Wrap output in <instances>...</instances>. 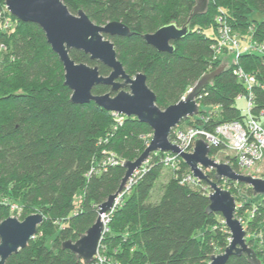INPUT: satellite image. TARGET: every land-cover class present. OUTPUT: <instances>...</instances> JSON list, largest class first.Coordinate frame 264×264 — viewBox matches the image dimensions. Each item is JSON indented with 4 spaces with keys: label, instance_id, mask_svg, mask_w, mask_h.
Returning <instances> with one entry per match:
<instances>
[{
    "label": "trees",
    "instance_id": "1",
    "mask_svg": "<svg viewBox=\"0 0 264 264\" xmlns=\"http://www.w3.org/2000/svg\"><path fill=\"white\" fill-rule=\"evenodd\" d=\"M4 1L0 0V222L10 217L12 205L19 208L14 215L22 221L33 214L43 217L27 247L5 264H85L62 245L76 242L95 223L99 206L121 185L126 172L122 165L140 157L152 130L135 118L118 124L112 112L94 103L72 104L63 66L43 31L19 22L7 12ZM63 2L72 14L82 10L96 25L119 21L131 30L129 38H105L114 44L126 74L146 76L161 110L178 103L202 76L218 70L222 55L217 51L215 17L221 16L231 32L240 33L235 37L240 55L202 90L199 114L182 121L179 128L213 133L220 124L243 122L247 114L237 108V102L249 93L250 115L264 122V57L241 43H264V0H209L207 11L192 18L188 36L173 43L172 54L158 53L143 36L170 23L182 27L195 0ZM70 57L97 66L102 76L110 74L82 52L71 51ZM238 68L254 78L251 89L233 73ZM107 93L115 95L107 86L92 90L95 96ZM224 151L227 146L221 143L209 157ZM166 154L171 153L151 154L108 212L107 231L98 248L105 264H208L229 244L223 218L207 213L208 184L187 181L193 174L180 158L178 170L169 169L171 177L162 185L159 198L152 199L166 168ZM226 162L243 175L234 157ZM206 174L215 182L213 171ZM224 184L222 189L230 192L236 206L241 205L235 218L245 220L248 246L264 264V197L256 200L245 184ZM227 264L250 263L242 255L231 257Z\"/></svg>",
    "mask_w": 264,
    "mask_h": 264
},
{
    "label": "water",
    "instance_id": "2",
    "mask_svg": "<svg viewBox=\"0 0 264 264\" xmlns=\"http://www.w3.org/2000/svg\"><path fill=\"white\" fill-rule=\"evenodd\" d=\"M4 5L7 12L19 22L37 25L43 31L46 43L63 66L64 86L72 93L70 98L72 104L94 103L106 112L135 118L152 130L149 145L140 157L122 165L126 172L121 185L116 194L99 206L95 223L76 242L67 241L62 248L71 251L85 264H91L105 233L102 216L113 209L128 180L143 167L150 155L162 152L179 156L195 179L210 186L211 194L208 196L210 205L207 213L219 214L229 231V244L221 254L211 256L208 264H227L231 257L242 255L247 257L250 264H261L255 252L248 246L246 230L235 218V199L230 192L221 189L218 183L225 180L245 184L251 188L254 196L264 197V179L238 174L228 164L216 163L209 157L210 148L203 139H195L192 153L182 152L169 139L172 131L182 121L199 114L198 96L224 68L219 67L218 70L205 74L184 99L161 110L156 106L155 94L147 86L146 76L137 74L131 77L126 74L117 58L114 44L105 38V36L131 37L133 33L122 22L112 21L105 26L96 25L82 10L76 15L72 14L63 0H5ZM207 9L208 0H195V7L182 27H177L174 23L165 25L153 34L144 35L145 43L158 53H174L173 43L185 39L190 32L192 18L204 14ZM71 51L84 53L91 61L108 68L110 74L105 77L100 75L97 66L76 63L70 57ZM96 86L110 87L115 95L107 93L95 96L92 90ZM204 170L214 172L215 182L209 179ZM42 222L43 217L40 214L27 216L23 221L9 217L0 222V264H5L8 258L25 249L35 237Z\"/></svg>",
    "mask_w": 264,
    "mask_h": 264
},
{
    "label": "built area",
    "instance_id": "3",
    "mask_svg": "<svg viewBox=\"0 0 264 264\" xmlns=\"http://www.w3.org/2000/svg\"><path fill=\"white\" fill-rule=\"evenodd\" d=\"M217 22L219 24V30H218L219 42L217 49L218 53L222 52L224 48L231 49V51L233 50L236 53L235 59H238L240 55V50H239L240 46L238 42L236 41L235 38L229 35L230 29L224 24V21L222 20L221 17L217 19ZM7 26L6 29L8 28ZM247 50L260 54L261 56L264 57V43L258 44L253 41L249 42L247 45ZM233 73L240 80L246 83L248 90L251 89V86L255 82L252 76L245 75L240 68L235 69ZM191 89H189L188 92L191 91ZM187 93L181 99H184ZM198 99H200V96H198L197 98V103H198ZM247 102H248L247 110L245 111L247 117L243 120V122L234 121V122L220 124L216 126L213 133H207L193 127L180 129L178 126L172 131L171 133L172 140L170 142L173 145L177 146L184 153L193 152L195 146V139H199V138L203 139L208 144L210 150L214 147H218L221 143H223L227 146V152H230L232 156L235 158L236 164L241 171L252 170L254 166L260 163H264V122H260L258 119H255L250 115L252 110V96L250 93L247 97ZM112 114L115 116V119L118 122V124H122L124 119H126L125 116L120 115L118 113L112 112ZM178 158L180 157L177 155L166 154L164 158V164L166 168L171 170H178L179 167ZM210 158L214 160L216 163L220 164L219 161L215 159V157L213 158L210 157ZM207 172L208 171L204 170L205 174ZM261 179H264V174L261 175ZM131 181L132 179H130V182ZM187 181H192V183H196L199 182L200 180H197L193 177V178H187ZM130 182H128V184ZM226 182L227 181L223 180V183ZM208 189H209V194H211V189L209 185H208ZM204 190H206V188ZM120 198H121V194L117 198L116 203L119 201ZM240 207L241 205L236 206V209ZM10 209H12L13 212L19 211V208L15 205H12ZM239 221L241 222L242 225L245 224L244 219L241 218L239 219ZM102 222H103L104 230L106 232L107 224L109 222L108 213L102 216ZM105 263H106V258L103 255L99 254V252H97L91 264H105Z\"/></svg>",
    "mask_w": 264,
    "mask_h": 264
},
{
    "label": "rangeland",
    "instance_id": "4",
    "mask_svg": "<svg viewBox=\"0 0 264 264\" xmlns=\"http://www.w3.org/2000/svg\"><path fill=\"white\" fill-rule=\"evenodd\" d=\"M208 3H209V0H208ZM220 17L221 16H216L215 17V21L217 22V19L220 18ZM257 17H258V19H260L262 16L261 17L257 16ZM227 27L230 29V26H227ZM5 30H9V29L5 28ZM238 34H240V33L239 32H231V31L229 32V35L232 36L233 38H235ZM218 35H219V33H218ZM247 40H249V39H247ZM241 43L243 45H246L249 42L245 41V40H241ZM4 53H5V51H4ZM219 53H220L219 55H222L219 67L230 66L236 60L235 59V54L236 53L233 50L231 51V49H229V51H228V49L224 48L222 50V52H219ZM240 100L241 101L237 102V108L239 110H241V111H246L247 110V99L246 98H242ZM227 157H233V156H232V154L230 152L224 151L223 153H220V154L216 155L215 159L217 161H219L220 164H227V162H226V158ZM242 172H243V175L261 179V175L264 174V163H260V164H258L256 166H254V168L252 170H244ZM137 174L138 173L134 174L130 179L134 178ZM170 177H171V171H169V169H167V168H164L162 173H161V177L159 178V181H158V183H157V185L155 187V190L153 192V198L152 199L154 201L159 198V194H160L162 185L165 184ZM130 179L128 180V182H130ZM131 182L129 184H131ZM220 182H221L222 186H219V187L222 188L223 185H225V184L223 183V181H220ZM223 190H226V189H223ZM261 197L262 196H259V195L255 196V199L259 201L261 199ZM10 212H11L10 213V217H16L19 221H22V220L19 219V215H17V216L14 215L15 212L13 213L12 209H10ZM218 220H220V219H218ZM219 222L221 224L223 223V221H221V220ZM243 228L245 229V224H243ZM247 237H248V235H247ZM216 255H218V254H216Z\"/></svg>",
    "mask_w": 264,
    "mask_h": 264
},
{
    "label": "crops",
    "instance_id": "5",
    "mask_svg": "<svg viewBox=\"0 0 264 264\" xmlns=\"http://www.w3.org/2000/svg\"><path fill=\"white\" fill-rule=\"evenodd\" d=\"M244 46V45H243Z\"/></svg>",
    "mask_w": 264,
    "mask_h": 264
}]
</instances>
